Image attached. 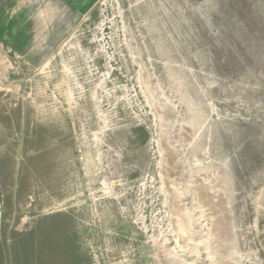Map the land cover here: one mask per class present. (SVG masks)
<instances>
[{
	"label": "rangeland",
	"instance_id": "obj_1",
	"mask_svg": "<svg viewBox=\"0 0 264 264\" xmlns=\"http://www.w3.org/2000/svg\"><path fill=\"white\" fill-rule=\"evenodd\" d=\"M0 264H264V0H0Z\"/></svg>",
	"mask_w": 264,
	"mask_h": 264
}]
</instances>
